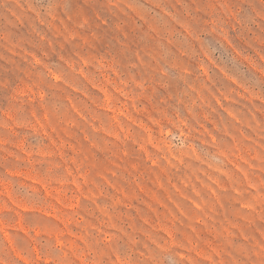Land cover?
<instances>
[{
    "label": "rangeland",
    "instance_id": "1",
    "mask_svg": "<svg viewBox=\"0 0 264 264\" xmlns=\"http://www.w3.org/2000/svg\"><path fill=\"white\" fill-rule=\"evenodd\" d=\"M0 264H264V0H0Z\"/></svg>",
    "mask_w": 264,
    "mask_h": 264
}]
</instances>
